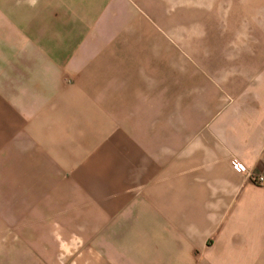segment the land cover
<instances>
[{"label":"crops","instance_id":"obj_1","mask_svg":"<svg viewBox=\"0 0 264 264\" xmlns=\"http://www.w3.org/2000/svg\"><path fill=\"white\" fill-rule=\"evenodd\" d=\"M214 21L0 0V264H264V43Z\"/></svg>","mask_w":264,"mask_h":264},{"label":"rangeland","instance_id":"obj_2","mask_svg":"<svg viewBox=\"0 0 264 264\" xmlns=\"http://www.w3.org/2000/svg\"><path fill=\"white\" fill-rule=\"evenodd\" d=\"M208 12L224 15V21L211 22L214 27L223 23L219 28L239 30L242 39L255 35L264 43V0H208Z\"/></svg>","mask_w":264,"mask_h":264},{"label":"built area","instance_id":"obj_3","mask_svg":"<svg viewBox=\"0 0 264 264\" xmlns=\"http://www.w3.org/2000/svg\"><path fill=\"white\" fill-rule=\"evenodd\" d=\"M234 165H235L238 169H240L241 171L246 172L247 175H248V177H249V179H250L252 182H254V183H256V184L264 185V174H262V173H257V172H254V171H252V170H249V169L247 168V166H246L244 163L239 162V161H235V162H234Z\"/></svg>","mask_w":264,"mask_h":264}]
</instances>
